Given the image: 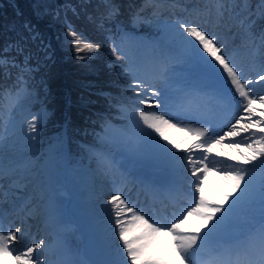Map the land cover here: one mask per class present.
Listing matches in <instances>:
<instances>
[{
	"label": "snow or ice",
	"instance_id": "obj_1",
	"mask_svg": "<svg viewBox=\"0 0 264 264\" xmlns=\"http://www.w3.org/2000/svg\"><path fill=\"white\" fill-rule=\"evenodd\" d=\"M104 4L108 9L106 17L115 19L119 13V8L111 3V0H104ZM146 7H159L158 0H144L140 11L133 14V22L140 18V12ZM257 8L261 13H264V0H259ZM250 9L249 0H228L227 3L224 0H217L218 15L223 16L227 12L229 16L240 17L239 25L247 35L252 36L256 17ZM153 15H155V11ZM100 26L103 27V24ZM168 28L180 40L183 51L189 58L201 61L212 73L219 76L224 84L228 85L226 90L217 82H211L209 86L216 89L225 102L235 103L243 113H247V116L241 115L239 119L235 120V123H232L228 131L224 132L223 135H216L214 139L208 137V128L193 131V135L199 142L194 144L192 148L186 149L188 155L178 158L188 161L191 176L195 178L189 183L192 186V194L194 196L198 194V198L193 200L194 207L185 209L179 216H174L164 222L151 217L146 219L134 206H130L126 199H122L119 194L111 196L108 204L112 205V214L115 217L114 222L121 242L117 249V258L112 264H264V209L261 212L259 228L255 233L237 237L228 242L223 241L221 238L222 233L225 232L237 210V205L243 204L249 196L251 181L250 179L246 180L249 170L239 167L238 163L228 165L224 169L230 182L231 191L221 193L222 198L218 202L210 201L205 195L204 179L202 178L213 170L210 163H221L210 155L214 144H222L226 136L240 137L241 133H250L251 137H255L257 133L250 132L252 128H258L259 133H264V127H260V125H264V119L254 120L252 118L257 112L254 107L257 102H259L261 108H264V95H253L254 89L250 85L255 82L244 77L243 69L237 66L234 57L227 54L225 45L218 43L217 36L209 34L199 25L180 20L169 25ZM66 36L73 38L69 43L78 54V59L86 58L79 55L80 53H94L100 48L99 43L82 39V34H78L70 25ZM189 37L192 39L189 40ZM256 39L264 44V32H261L258 37L253 36V40ZM16 47L19 49V45ZM12 67L20 68L21 66L16 63L14 58H10L6 52L0 53V71L8 74ZM23 71V68H21V75L18 78L21 81L23 80ZM160 76L163 87L159 90L155 87L149 89L153 97L152 104L159 111L140 110L136 113L139 119L134 120V123L140 137L153 141L155 148L160 152L176 156L177 154L172 152L168 144H171L177 150L184 146L171 140L167 130L177 127L173 123V120L176 119L173 112L175 111L178 114L185 111L192 100V96L191 94L184 97L170 96L166 81H164L166 67L160 73ZM258 80L264 81V75H259ZM145 87L144 82L135 79L132 90L136 92V102L140 104H144L146 101L140 98L141 92L136 90H142ZM0 95H3V93L0 92ZM259 115L264 117V112H260ZM141 121L144 127L141 126ZM242 121L247 122L242 123ZM238 125L239 127H237ZM29 128L31 131H36V124L30 123ZM148 129H151V132L147 131ZM201 137H204V139H200ZM248 138L245 137L241 141L233 139L228 146L239 148L240 143ZM160 140L167 143H160ZM254 144L258 147L248 144V148L252 149L251 154H246L241 150L242 162L252 164L254 161H259L260 166L264 167V135H260L254 141ZM193 149L202 150L196 159L192 155ZM217 155H221V153H217ZM229 159L237 161L236 156H231ZM98 166L107 170L109 162L105 157H100ZM217 171H220V169H217ZM13 172L14 170H0V214H2V205L8 201L10 195H14L11 189L17 186L16 181L12 180ZM5 180L10 181L8 188L4 187ZM262 201H264V191H262ZM126 213L132 214L131 226L125 224ZM191 216L199 218L200 222L195 228L185 226L188 217ZM150 220L151 222H149ZM134 228L138 231L132 234ZM20 231L21 229L17 228L15 232L9 231L5 235L0 230V255H11L12 251H15V249H9L8 243L10 240H17V233ZM163 237L168 239L166 243L161 245ZM44 244L45 242L41 240L34 243L33 246L27 247L23 256H15L16 261L19 264H40V254L36 250L41 249ZM218 250L227 253L228 259H223L221 252Z\"/></svg>",
	"mask_w": 264,
	"mask_h": 264
},
{
	"label": "rangeland",
	"instance_id": "obj_2",
	"mask_svg": "<svg viewBox=\"0 0 264 264\" xmlns=\"http://www.w3.org/2000/svg\"><path fill=\"white\" fill-rule=\"evenodd\" d=\"M175 1L174 2L173 1H169V2L165 1L164 2L165 4L166 3L170 4L167 6L168 9H174L175 8L174 12H169L168 17L163 16V14L161 12L156 14L155 17L153 18V24L151 23V25L154 28H160L161 29L160 31L172 33L168 28L169 25L174 24L177 20H180V21L188 20L185 17H180L184 14H187V12L185 11V8L184 9L181 8L180 5H178V7H177V3ZM192 1L193 0H185V2L188 3V5H187L188 9H189V5ZM198 1H200V0H198ZM203 1H200V3H202L204 10L206 12H210V15H213V14L216 15V8H212L211 5H209V3L206 4ZM252 1L253 0H249V3L251 4ZM224 2L227 3L228 0H224ZM258 3H259V0L255 3L254 11H252V12H253L254 17H256L255 16L256 14H258L257 17L259 18L261 16H264V13L261 14V12L258 10V8H257ZM188 14H191V13L188 12ZM188 16H190V15H188ZM239 19H240V17L229 16L227 14V12H225V14L223 16L216 15V20L213 22L215 24H218V21H220L221 23L218 26L214 27L213 29L216 31V34H219V35H220L221 30L226 31V32L221 31V34L224 33V35L228 36V38H226V40L224 42H218V43L225 45L227 54L229 56L234 57L236 64L239 61L237 66L239 68L243 69V72L249 73V75L244 76L245 78L251 79L254 76V80L256 82L253 84V86L258 87V88L261 87V90H256L254 88L253 95H255V96L264 95V89L262 90V86L264 84V81L258 80V77L261 74H259L257 77L255 76L258 68L264 69V62H260L261 65L260 64L255 65L256 61H260V60L263 61L264 60V44H261L259 39L253 40V36H254L253 34H252V36L247 35L244 32V29L239 25V23H238ZM255 21H256V19H255ZM229 26H231V27H229ZM262 32H264V30H262ZM210 34H212V33H210ZM259 34L255 35V37H258ZM174 36H173V38H174L173 42L175 44L181 46L180 40L176 36L175 37ZM191 39L192 38H190V40ZM71 48L73 50L72 53H75L76 56H78V54L74 51L73 47H71ZM252 48H253V50H252ZM239 50H240V52H242L241 56L236 55V52ZM245 50H248L249 52H251V55L247 58H245L246 57ZM79 55H81V56L84 55L85 57H87L85 53L84 54L80 53ZM252 58L254 60H251ZM178 60H180L181 62H179ZM137 62H138V60H137ZM15 70H16L15 68H12V71H13L12 75H10V73L4 74L2 71H0V92L3 93V90L11 85V82L13 81V78H14V71ZM124 72L130 73V75H131L130 82L131 83L134 84L135 79H139L140 81L145 83L146 87L142 90L141 89H138V90L141 92L140 98H143L144 96H146L145 98H143L146 101V103L152 101V99H153L151 94H149V93H151V91L149 90L150 88L155 87L157 90H159L161 87H163L162 78L156 79L155 81H153L151 78H149V80H148V77H146L147 80L150 82V83H148L145 78L141 77L140 73L141 72L144 73V70L142 69V67L137 65L136 62L133 61V59H131L129 64H126V70ZM124 72H122V73H124ZM262 75H264V73ZM197 77H203L208 82V84H210L211 82H217L221 86H223L225 90L228 87V85L224 84L223 80H221L219 76H217L215 73H212L208 69V67L206 65H204L201 61H199L197 59L189 58L188 56H185V57L176 56L174 68L171 70V72L166 74V76L164 77V81H166L169 95L170 96L173 95L172 94L173 89L171 88V85L174 81L178 80V81L183 82L184 84H187L189 81L194 83L196 81ZM151 83H153L154 85H150ZM88 87H90V86H88ZM97 88H98V91L101 90L100 87H94V89H92V90H96ZM29 91L30 90L26 86V83H24L23 85L18 87L15 92H13L12 90H8L7 92H5V101L3 103L0 102V112H2L3 115H6V113L8 112L7 106H8L9 97L14 98L13 108H15V110L13 112H11V115L13 116L12 120L15 119L16 116H18L24 120V122H17L15 124L16 127L18 128V127L24 125L26 120L30 121V123L36 124V131H31L29 127L27 129L24 128L26 131L23 134L19 135V138H20L19 141H20V143H24V146L22 147V153H23V151L33 150L35 152V156H33V157L38 158L36 160V162L40 166V170H47L51 167L52 162H53L52 159H50V158L57 155L59 150L64 149L65 150L64 155L66 156V146L64 144L63 139L54 140L53 144L46 151V154H42L43 148L40 145V141H42V140L39 139V136H38L39 127L42 126L46 122V120L50 117L51 111L49 109H45L44 107H42L41 109L40 108L34 109L32 107L33 102L31 99V92H29ZM207 91H212L214 96L209 97L207 100H206V97L204 96L202 98V101L204 104L207 103V104H210L211 107H216V109H212L213 111H211L209 113V115H205V116L200 115L201 112L199 110V107H200L201 103L199 101L200 98H198V101L196 102V108H195L194 112L190 114V117H191L190 120H188V122L186 124L179 123L177 125V127L173 128L175 134L179 133L178 132L179 126L183 128L184 132L180 135L179 138L170 137L171 140H174L176 143H180L183 146H185L186 143L188 142V140L191 139L192 137H194V135H193L194 130L207 128V126L209 124H212L215 126L216 130L218 129V130L224 132V131H227L229 129V127H231L232 123H235L236 119H239L241 117V115H244V113L241 110L240 116H239L238 113L236 112V109L238 108L237 105L235 103L225 102L221 98V96L218 94L216 89H214L213 87L211 90H207ZM9 93H10V95H9ZM67 98H68V95H67V97H65L64 101ZM211 98H214L215 102H213L211 100ZM237 99H239V98L237 97ZM129 100L136 102V94L130 98H127L125 103L119 104V108H122L125 111H121V114H117V115L119 117L120 116L128 117L127 121H125L122 124H124L129 129V131L132 132V135L128 136L129 134H126V133L123 134L122 132L118 131L116 129L117 127L114 124H110L108 127L104 128V133H101L99 135H95L94 133L91 134V136L93 137V138H91V140L92 139H94V140L98 139L97 140L98 146L97 147H94V146L90 147V153L88 155V158L85 160V162L87 164L90 163L91 157L94 158V160H92L93 163H98V159L100 157H104L103 153L104 154L108 153V152H106V150H110L113 152V154H116V155H119V153H121L123 151L128 152L131 156L135 157V161H132V160L127 159V158H123L121 160L124 163H127V160H128L131 165L133 164V165L137 166L136 168L143 167L144 163L142 161H144V160L156 159L160 155L161 156L163 155L162 152H160L159 150H157L155 148L153 141L149 140L148 138L140 137V135H139V133L135 127L134 120L139 119L138 115H136V113L138 111H140V110L147 111V110L142 108V107H139V106L136 107V103L133 105V103H131ZM108 107L111 108V104H108ZM128 107H131L132 109L130 110ZM254 107L257 109V112L252 118L254 120L264 119V117H261L259 115L260 112H264V108L260 107L259 102H257V104L254 105ZM196 114L200 117H196ZM34 117L36 118L35 120L33 119ZM177 119H178V116H177ZM12 120H11V122H12ZM202 120L206 121V123L204 125H200V122ZM177 121H179V119ZM140 124L142 127H144L142 121L140 122ZM260 127H264V125H260ZM18 131H19V133L21 132L20 130H18ZM147 131L151 132V129H148ZM167 132H168V130H167ZM82 133H84V131H82ZM256 133H257V135L255 137H251L247 141V143L243 144L245 146L244 152L246 154H251V152H252V149L248 148V144H253L254 147H258V145L254 144V141L256 139H258L260 135H264V133H259V132H256ZM214 135L216 136L217 134L214 133ZM215 136H214V138H215ZM56 138H58V137H56ZM59 138H61V137H59ZM237 138L238 137L229 138L228 139L229 142L226 143L227 146L224 148L225 150L221 149L220 144H214L211 155H217V153H223L224 152V154L226 153V155L228 153L227 156H229V157L236 156L237 161L230 160L229 163L225 166L227 167L228 165H233V164L238 163L239 167L247 168L249 170L248 174L246 176V180L250 179L251 183H250V189H249V196L246 198V201H251V200L260 201L261 202L260 208H264V201H262V191H264L262 188V181L264 178V167L260 166L259 161H254L252 164H244L242 162L243 157L241 155V151L237 150L238 148H236V147H229L228 146V144L233 139L236 140ZM26 141H28V143H26ZM160 143H167V142L160 140ZM168 145H170V144H168ZM102 147L105 148L106 150H104ZM7 152L10 153L9 158H11V160H12L11 163L20 159L19 158L20 153L17 155L13 154L11 156V153L15 152L14 149H10ZM22 153H21V155H22ZM5 165L6 164H2L1 167H5ZM113 165H115L114 161H113ZM17 167L19 169H21V168L27 169L26 164L21 165L19 163L17 165ZM226 167L222 168L220 171H217V169L214 168L212 171H210L207 174V175L212 174L214 176V181H208L207 180L208 177H207L205 183L203 184L204 187L208 186L206 191H205V195L208 197V199L210 198V201H212V202H218L222 198L220 195L221 193H226L228 191H231L230 182L228 181L227 176H226V172L224 171V169H226ZM85 168H86V165H84L83 168H80V167L77 168L74 175H76V174L81 175L82 179L84 180ZM87 171L91 172V174L93 173V169H89V170L87 169ZM26 172L27 171H24V173H26ZM45 178L46 177H44V179ZM73 178L75 181L77 180L78 184H81L80 178L76 179V176L75 177L73 176ZM114 182H117V181L114 180ZM45 184H46V182H45ZM29 188L28 189L25 188L26 189V190H24L25 193H27L29 191ZM84 189H85V187H84ZM67 202L68 201H66L65 204ZM10 207L11 206L8 205L6 207V210ZM91 208L92 207H90V210H91ZM96 209H99V207L96 206ZM89 213H91V212H89ZM237 215H239L241 217V220H244L246 223H248V224L251 223V221L248 219L250 214H249L248 210H246V208H244L242 205H237V210H236L235 214L233 215V217L237 216ZM82 218H84V220H87V218H85V217H82ZM92 219L94 220L93 227H96V226L99 227V230H96L95 233L100 234L101 238L104 239V241L106 243H109V242L116 243L119 240L118 229L115 231H108L104 227V225L109 227V226L113 225L114 222L102 223L101 221L100 222L95 221L94 217ZM199 222L200 221H199L198 217L191 216L188 218L187 224L185 226L188 228H195L199 224ZM131 225H132V223L126 224V226H131ZM4 229H6V227ZM134 230H136V229L134 228L133 231ZM79 232L81 233L80 229H79ZM38 235H39V232H34L32 237L35 238V237H38ZM167 239L168 238L166 237L164 242H162V240H161V245L166 243ZM84 242H85L84 239L81 238V243H82L83 247H84ZM46 243L47 244H45V246H47L49 244V242H46ZM47 247L54 248L55 246L53 244H50ZM116 251H117V249H116ZM56 258H57L56 256H53V258H52L54 263L56 262ZM52 260L48 261L47 263H50ZM67 264H68V262H67Z\"/></svg>",
	"mask_w": 264,
	"mask_h": 264
},
{
	"label": "trees",
	"instance_id": "obj_3",
	"mask_svg": "<svg viewBox=\"0 0 264 264\" xmlns=\"http://www.w3.org/2000/svg\"><path fill=\"white\" fill-rule=\"evenodd\" d=\"M102 1L0 0V53L6 52L23 68L33 106L51 111L39 127L40 145L50 141L53 133L67 122L71 125L68 127L71 152L74 155L83 152L85 149L79 147L84 139L81 132L87 129L85 125L99 120L94 114L97 111H115L116 107L109 108L108 104L117 103V94L128 91L127 81L115 72L117 56L108 44L109 31L105 29L109 23L108 9L100 5ZM114 1L118 8L126 5V0ZM131 1L134 6L135 1L139 4L138 0ZM257 1H253L254 6ZM128 7L131 8L129 3ZM255 24L254 31L263 27L264 16L256 17ZM69 25L82 34V39L99 43L100 48L85 53V59H78L69 43L73 38L66 36ZM84 86H90L91 90L106 88L114 94L99 96ZM67 95L71 99L64 101Z\"/></svg>",
	"mask_w": 264,
	"mask_h": 264
},
{
	"label": "bare ground",
	"instance_id": "obj_4",
	"mask_svg": "<svg viewBox=\"0 0 264 264\" xmlns=\"http://www.w3.org/2000/svg\"><path fill=\"white\" fill-rule=\"evenodd\" d=\"M101 4L102 2L100 3V5ZM82 15L83 13L81 12V16ZM221 31H220V35L216 34V36L218 37V42H224L226 38H228V36H225L224 33L221 34ZM190 38L191 37H189L188 39L190 40ZM241 54L242 52H240V50L236 52V55L238 56H241ZM245 54H246L245 58H247L251 55V52L245 50ZM251 60L254 59L252 58ZM260 62H264V60L256 61L255 65H259V64L261 65ZM263 73H264V69L258 68L255 76L257 77L259 74L262 75ZM243 75L246 76L249 75V73L243 72ZM140 76L145 78L146 81L150 83L148 81L149 77L147 80L145 74L142 73V75ZM251 80L256 82L254 80V76L253 78H251ZM253 84L250 85L251 88L253 89L255 88L256 90H261V87L259 88L255 87L253 86ZM150 85H154V84L151 83ZM263 86H262V90L264 89ZM188 90L190 92L193 91V89L190 87H188ZM204 95H206V93ZM204 95L202 94L199 95L200 98L199 101L201 103L199 110L201 112L200 115L203 116L209 115V113L213 111L212 109H216V107H211L210 104L203 103L202 98L204 97ZM213 96H214L213 93H209L205 97L207 100L209 97H213ZM211 100L215 102L214 98H211ZM197 101L198 99L193 102L192 107H194ZM13 105H14V98H11V102L8 105V112L6 113V115L0 113V170L3 171H9V169L14 170L12 174V180L16 181L17 186L11 189V192H14V195H10L8 201L2 205V214H0V230H2L4 226H6L8 230L5 231L2 230V231L5 235H7L9 231L15 232L17 228H20L21 231L17 233L18 239L10 240L8 243V247L9 249H13V244L15 247L17 246L15 243L21 242L23 251L19 252L18 254H14V251H12L11 255H0V264H19V262L16 261L15 256L17 255L23 256L27 247L33 246L34 243H37L41 240H43L45 244H47L46 242H49L48 245L54 244L55 247L46 249L44 253L41 252V250L45 246L44 244L42 245L41 249L36 250V252L40 254V257L44 255L40 258V264H44L48 257L61 255L66 250L72 251L73 254H81L82 235L80 233L78 234L76 227L72 223L65 221L63 215L60 213V209L62 208L63 204L67 201V197L63 195L64 188L58 186V183L63 181L68 183L70 178L73 177L74 171L70 167L69 163L63 160V156L60 154L56 156L53 160V165L49 170V183H48L46 174L41 175L40 173V166L36 162L38 158L33 157L35 156V152L33 150H27V151H23L22 153V147L24 146V143H20L19 135L23 134L26 131L24 128L27 129L29 127L30 121L26 120L24 125L17 128L15 124L17 122H24V120L18 116H16L15 119L12 120L13 116L11 115V112L15 110V108H13ZM152 108L154 111L158 110L154 104L152 105ZM189 109L193 113L190 104L187 106L185 111L178 113L179 115L178 119H181L184 124H186L188 120H190L191 118L189 116ZM240 111L241 109L239 108L236 109V112L238 113L239 116H240ZM173 114L176 116V119H174L173 122L176 125H178L180 123L179 121H177L178 115L176 114L175 111L173 112ZM243 116H247V113H244ZM196 117H198L197 114ZM245 122L247 121H243L242 123ZM205 123L206 121L202 120L200 122V125H204ZM180 128L181 127L179 126V129ZM18 130H20L21 132L19 133ZM214 132L217 135H223V133L226 131L222 132L217 129L214 130ZM250 132H259V131L258 128H252ZM168 133L172 134L174 137L173 128L168 129ZM245 137H249V138L244 142H241L237 150L239 151L245 150V146L243 144L247 143V141L251 138L250 133H241V136L236 139V141H241ZM192 138L189 140L190 141L197 140ZM229 138L231 137L226 136L224 138V142L220 144L221 149H224L227 146L226 143L229 142L228 140ZM28 141H26V143H28ZM10 149L15 150V152L11 153V156L13 154L17 155L20 153L19 158L23 164H26L28 170L26 168L19 169L17 167V164L9 166L12 160L11 158H9L10 153L7 151ZM227 155H224V152L221 153V155H219L220 157L218 155H211V157H214L216 161H220L221 163H210V167L212 169L215 168L220 170L226 167L225 165H227L230 161L229 156ZM2 164H6L5 168H1ZM63 167H66L65 173H62ZM107 169L108 172L106 174H104V172L106 171L104 169L95 171L91 178V184L94 186V189L96 190V197L98 201H100L106 206L109 205L108 200L111 198L112 195H116L117 193H120V191H123L124 189L122 185L114 184V181L112 180V175H114V173L110 172L111 167ZM182 169H183V173H180L178 171L175 172V179L177 180L180 179V182L182 183L189 182L195 179L194 177L191 176V168L188 166V164L183 163ZM24 171L27 172L24 173ZM44 177L46 178L44 179ZM207 177H208V181H214V176L212 174H209ZM202 178L205 181V177ZM45 182H47L48 185L45 184ZM9 183L10 181L5 180L4 187L8 188ZM30 183L32 184V187H30ZM25 188L26 189L29 188L28 194L25 193L24 191L26 190ZM86 188H87V193H89L90 192L89 186L86 185ZM21 200L22 202L24 201L26 202V204L24 205V209L26 208L27 214L25 215V217L16 219L14 218V216L19 214V211L21 210L20 208L17 207L18 204L16 202L17 201L21 202ZM131 200L135 201V197L132 196ZM14 204L15 207L12 209V212L8 215L5 214L4 212L6 211V207L8 205L12 206ZM37 231L39 232L38 237L35 238L32 237V232L34 233ZM165 239L166 237H163L161 240L164 241Z\"/></svg>",
	"mask_w": 264,
	"mask_h": 264
}]
</instances>
